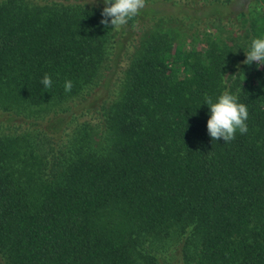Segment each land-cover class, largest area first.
I'll return each instance as SVG.
<instances>
[{"label": "trees", "instance_id": "trees-1", "mask_svg": "<svg viewBox=\"0 0 264 264\" xmlns=\"http://www.w3.org/2000/svg\"><path fill=\"white\" fill-rule=\"evenodd\" d=\"M154 1L117 30L103 0H0V264H264V0L191 39ZM225 90L248 132L213 141Z\"/></svg>", "mask_w": 264, "mask_h": 264}, {"label": "clouds", "instance_id": "clouds-1", "mask_svg": "<svg viewBox=\"0 0 264 264\" xmlns=\"http://www.w3.org/2000/svg\"><path fill=\"white\" fill-rule=\"evenodd\" d=\"M94 0L93 3H95ZM105 7L101 15V24L119 30L128 24L129 20L136 17L146 6V0H103ZM110 18V20H109ZM245 65L256 62L257 66L264 65V37L254 38L250 48L245 52ZM42 85L47 89L52 86V79L45 74L41 80ZM71 80L65 81V92L72 90ZM205 105L210 109V118L207 121V131L213 141L223 139L224 142H231L235 139L237 131L246 134L248 127V109L244 103L238 102V97L225 90L213 101L210 96H205Z\"/></svg>", "mask_w": 264, "mask_h": 264}, {"label": "rangeland", "instance_id": "rangeland-1", "mask_svg": "<svg viewBox=\"0 0 264 264\" xmlns=\"http://www.w3.org/2000/svg\"><path fill=\"white\" fill-rule=\"evenodd\" d=\"M210 1L211 0H155V3L153 5H155L156 9L159 10L160 14H164L168 17H177L176 20H173L175 21L174 24L177 25L178 23H183V25L177 26H179L181 28L180 30L183 31L185 35H188L191 39V36H200L201 34H203V30L206 33L214 34H219L221 32V27L220 29L216 27L215 24L211 26V23L204 21L206 20V17L204 16H200V19H198V21L193 20L190 22L191 17H193L195 14L202 15V13L198 12L197 9H199V7L203 5L208 6ZM243 5H246V1L244 2V0H237V2L232 5V8L234 10H240L242 9ZM168 17H163V20L168 19ZM193 22L194 26H192ZM189 38H186L185 36L186 43H189ZM195 45L199 46V43H195ZM185 48L188 49L187 44H185Z\"/></svg>", "mask_w": 264, "mask_h": 264}]
</instances>
